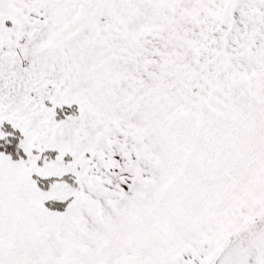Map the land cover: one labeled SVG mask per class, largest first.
Segmentation results:
<instances>
[{"label":"snow or ice","instance_id":"1","mask_svg":"<svg viewBox=\"0 0 264 264\" xmlns=\"http://www.w3.org/2000/svg\"><path fill=\"white\" fill-rule=\"evenodd\" d=\"M0 264H264V0H0Z\"/></svg>","mask_w":264,"mask_h":264}]
</instances>
